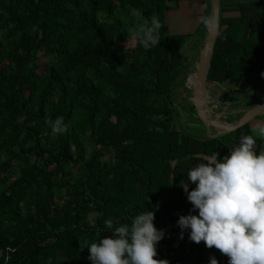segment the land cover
<instances>
[{
    "label": "trees",
    "instance_id": "16d2710c",
    "mask_svg": "<svg viewBox=\"0 0 264 264\" xmlns=\"http://www.w3.org/2000/svg\"><path fill=\"white\" fill-rule=\"evenodd\" d=\"M184 5L197 19L211 11V0H0V264H92L85 245L111 235L106 220L131 224L148 209L156 226H178L192 210L179 181L197 158H223L253 134L252 121L205 137L177 125L182 47L207 34L199 21L193 32L167 31ZM133 7L163 24L150 50L126 31ZM220 15L208 80L246 93L244 77L264 80V0H220ZM232 110L228 122L244 112ZM59 116L69 129L55 134L46 121ZM178 228L158 242L157 259L228 264Z\"/></svg>",
    "mask_w": 264,
    "mask_h": 264
},
{
    "label": "clouds",
    "instance_id": "9594fccd",
    "mask_svg": "<svg viewBox=\"0 0 264 264\" xmlns=\"http://www.w3.org/2000/svg\"><path fill=\"white\" fill-rule=\"evenodd\" d=\"M130 21L126 31L135 45L150 50L160 44L163 24L155 13L146 16L144 9L133 7ZM198 21L207 31L221 35L219 11L205 10ZM46 123L55 134L69 129L63 116ZM251 132L242 134L223 158L216 151L197 158L199 162L179 181L192 205L176 222L180 237L187 231L193 242L215 246L228 257V264H264V150L257 151V138L264 139V123L253 125ZM189 181L195 184L191 190ZM154 220L155 212L149 209L133 216L131 224L114 226L112 219L106 220L111 235L85 245L88 259L92 264H169L156 258L165 230ZM209 264L220 262L212 255Z\"/></svg>",
    "mask_w": 264,
    "mask_h": 264
},
{
    "label": "water",
    "instance_id": "95a60500",
    "mask_svg": "<svg viewBox=\"0 0 264 264\" xmlns=\"http://www.w3.org/2000/svg\"><path fill=\"white\" fill-rule=\"evenodd\" d=\"M211 11H219L220 13V0H211ZM217 37L218 35L215 33L207 31L203 47L200 51L199 60L196 64V70L189 77V83L187 85L192 88V94L189 98L195 106V111L201 122L209 130V133L211 132L210 128L214 127L215 131H217L216 134H220L234 131L263 114L264 97L259 103L245 110L242 116L236 121L225 122L222 119L221 112H219L218 108L212 103L211 81L208 80L213 48ZM97 214V211L93 212L91 214V219Z\"/></svg>",
    "mask_w": 264,
    "mask_h": 264
},
{
    "label": "rangeland",
    "instance_id": "374dc122",
    "mask_svg": "<svg viewBox=\"0 0 264 264\" xmlns=\"http://www.w3.org/2000/svg\"><path fill=\"white\" fill-rule=\"evenodd\" d=\"M183 10L184 11L187 10L191 12L186 14ZM192 12L194 11L190 10L186 5H184L181 6L180 10H175L169 13L167 31L171 33H175V32L183 33L189 31L193 32L196 27L195 25L198 22V19L197 16L194 15L196 14V12L195 13ZM189 37L191 38L187 45V47L189 46V48L184 51L185 63L187 64L188 68L183 71L180 80L184 79V81L183 82L180 81L178 83L176 88V94L173 98L175 101L174 105L177 110V125L183 126L185 129L189 130V132L196 134L198 136H203V137L209 135L211 136L214 135L215 128L214 127L210 128L211 133L208 132L209 131L208 129L206 132L205 125L201 122L199 117L190 112L192 101L190 100L189 97L192 94V88L188 87L187 84L189 83V77L195 72L192 70H196V64L199 60V55L203 47V44L201 46L196 45L194 43L195 37L188 36V38ZM257 88L258 87L251 88L252 91L249 94V98L257 99L259 97V95L257 94ZM261 89L262 88H260V90ZM211 97H214L212 93H211ZM225 104L226 102H223L221 106L223 107L225 106ZM263 119H264V113L256 117L255 121H252L253 125H255L258 120H263Z\"/></svg>",
    "mask_w": 264,
    "mask_h": 264
},
{
    "label": "crops",
    "instance_id": "0c3cea01",
    "mask_svg": "<svg viewBox=\"0 0 264 264\" xmlns=\"http://www.w3.org/2000/svg\"><path fill=\"white\" fill-rule=\"evenodd\" d=\"M190 37L187 38L186 43L182 47V53L184 55V51L189 48L187 47ZM187 47V48H186ZM195 71V70H192ZM244 81L248 84L247 92L244 93L243 91H239L238 88H235L229 84H216L212 85V91L211 93L213 96L219 100H222L223 102L229 103L230 104V109L233 112H240V111H245L248 108H251L255 104L259 103L261 99L264 97V80L261 79L260 77H257L256 75L253 76H246L244 77ZM253 87H258L257 88V94L259 97L257 99H251L249 98V94L251 93ZM260 88H262L260 90ZM213 97V98H214ZM235 106V108H234ZM256 119V118H255ZM254 119V121H255ZM253 121V120H252ZM257 123H264L263 120H258ZM202 124V123H201ZM206 132L207 128L205 127ZM211 133V132H210ZM214 134H216V131L214 130Z\"/></svg>",
    "mask_w": 264,
    "mask_h": 264
},
{
    "label": "built area",
    "instance_id": "2783aa9c",
    "mask_svg": "<svg viewBox=\"0 0 264 264\" xmlns=\"http://www.w3.org/2000/svg\"><path fill=\"white\" fill-rule=\"evenodd\" d=\"M218 82H211V84H210V87H211V85H216ZM211 89H212V87H211ZM213 99V101H212V103H213V105L215 106V107H217L218 108V110L219 109H221V110H219V112H221V115H222V119L225 121V122H227V118H226V115H225V113L229 110V108H230V104L229 103H226L225 104V106H221L222 104H223V101L222 100H219V99H217V98H212ZM158 228H162V229H164L165 230V236H164V238L163 239H170V238H173V237H176L177 236V234H178V232H179V228H178V226H176L174 223H172V222H168V223H166L165 225H163V226H157Z\"/></svg>",
    "mask_w": 264,
    "mask_h": 264
},
{
    "label": "flooded vegetation",
    "instance_id": "af4514ba",
    "mask_svg": "<svg viewBox=\"0 0 264 264\" xmlns=\"http://www.w3.org/2000/svg\"><path fill=\"white\" fill-rule=\"evenodd\" d=\"M213 98V97H212ZM230 113H231V109L229 108V110L225 113V115L227 116V117H229L230 116Z\"/></svg>",
    "mask_w": 264,
    "mask_h": 264
}]
</instances>
